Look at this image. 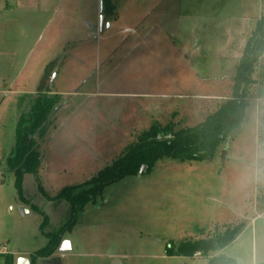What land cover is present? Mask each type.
Returning <instances> with one entry per match:
<instances>
[{
  "label": "rangeland",
  "instance_id": "374dc122",
  "mask_svg": "<svg viewBox=\"0 0 264 264\" xmlns=\"http://www.w3.org/2000/svg\"><path fill=\"white\" fill-rule=\"evenodd\" d=\"M263 13L264 0H110L101 29L100 0H0V264H209L166 250L240 224L212 255L264 264V53L245 123L213 157L162 158L106 186L70 228V206L57 198L152 124L191 127L218 110ZM40 88L55 104L34 137L40 166L24 177V201L5 162ZM64 240L70 253L59 252Z\"/></svg>",
  "mask_w": 264,
  "mask_h": 264
},
{
  "label": "trees",
  "instance_id": "16d2710c",
  "mask_svg": "<svg viewBox=\"0 0 264 264\" xmlns=\"http://www.w3.org/2000/svg\"><path fill=\"white\" fill-rule=\"evenodd\" d=\"M103 1V12L108 9L110 0ZM264 53V13L256 22L248 37L242 55L235 68L231 98L224 101L218 110L206 119L191 127L177 126L172 122L165 125L154 123L142 134L136 144L111 165L103 168L83 185L65 187L58 194L70 206L71 217L68 227L76 223V213L85 204L95 201L110 184L127 176L135 175L143 165L147 171L162 158L179 161H205L213 157L220 144L232 138L244 125L248 115V90L254 83L252 77L255 67ZM41 89V88H40ZM32 99L27 113L20 116L15 128V146L6 159L5 167L16 177L15 187L22 200L24 177L36 174L40 166V153L34 147V137L41 133L52 115L55 97L43 93L42 89ZM49 91V90H48ZM48 218L44 216L41 230ZM243 224L227 227L223 232L214 234L210 239L182 241L175 248H167L169 256L193 257L200 254L208 258L209 264H236L235 259L212 255L219 249L231 244L244 229ZM50 244H57L56 234L48 235Z\"/></svg>",
  "mask_w": 264,
  "mask_h": 264
},
{
  "label": "water",
  "instance_id": "95a60500",
  "mask_svg": "<svg viewBox=\"0 0 264 264\" xmlns=\"http://www.w3.org/2000/svg\"><path fill=\"white\" fill-rule=\"evenodd\" d=\"M100 28L102 29L103 28V21H104V15H103V1L100 0ZM87 24V27L90 28V29H93V25L91 23H86ZM107 27H109V24H107ZM55 74L53 75V78L52 80L55 79ZM1 106V104H0ZM60 107H56L54 109V112L53 114L57 113L59 111ZM147 166L146 165H143L141 168H140V171H139V175H142L145 171H147ZM21 211L24 215H27L30 213L29 209L25 208V207H22L21 208ZM72 251V246H71V241L70 240H64L62 243H61V246L59 248V252L60 253H64V254H67V253H70ZM18 264H30V261L29 259L27 258H19L18 260ZM111 264H122L120 260L118 259H114L112 261ZM237 264H242V262L239 260L237 261Z\"/></svg>",
  "mask_w": 264,
  "mask_h": 264
}]
</instances>
